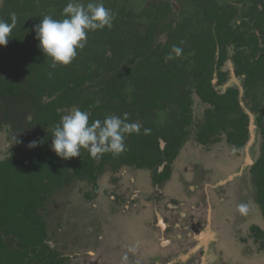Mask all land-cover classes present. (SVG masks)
<instances>
[{
  "label": "trees",
  "instance_id": "obj_1",
  "mask_svg": "<svg viewBox=\"0 0 264 264\" xmlns=\"http://www.w3.org/2000/svg\"><path fill=\"white\" fill-rule=\"evenodd\" d=\"M12 1L10 14L15 13L17 21L7 45L0 46V98L34 103L33 118L37 124L45 125L46 132L39 138L29 139L25 146L16 147L11 156L0 162L1 260L11 258L13 264H25L24 251L32 247L37 264H62V260H58L44 242L46 223L42 213L54 186L60 188L67 183L69 176L73 175L71 172L75 176L89 173L94 182L95 173L106 165H111L114 171L120 167H136L152 170L159 182L165 180L169 166L165 167V175L156 174L157 166L174 161L189 135L192 125L191 94L208 106L202 123L198 125V143L208 145L224 136L237 151L245 146L249 119L240 107L242 99L239 92L229 89L220 93L217 87H221L226 80L221 72L226 60L234 63L237 76H245L244 86L247 89L256 84L263 87L264 50L257 47L255 34L240 32L236 23L234 27L229 26L233 13H221V8L216 5L203 6L201 10L205 16L201 23L206 27L187 33L183 25H175V21L169 19L172 13L169 3L148 5L144 13L147 24L133 61L118 72L117 76H122L121 86L110 88L101 85L96 90L98 92L89 98L91 95L86 92L92 90L88 85L93 83L94 77L61 65L53 67L44 59V53L34 56L24 49L25 37L36 24L35 14L40 18L42 13L43 17L48 14L47 9L54 6L57 9L59 6L58 11H61L62 0H41L48 2L49 7H41L38 13L34 5L37 0H22L23 5L20 0ZM10 14L4 21L11 23ZM255 28L261 35L264 34V23L257 22ZM99 31L104 32L103 29L96 30L90 35L89 32L88 36L98 39ZM164 34L165 42L154 44L156 37ZM176 48L180 49L178 54L174 50ZM258 53L261 54L255 60ZM182 56L186 57L184 62L179 60ZM248 58L253 62H249ZM187 67L191 70L190 74L186 72ZM116 81L111 80L109 84L115 85ZM110 91L118 98L121 97L118 91L132 93L119 98V105H111L110 108L100 102L101 98L104 100L110 96ZM101 92L107 94L102 95ZM130 105L138 107L142 117H148L150 121H132L127 115L128 122L140 124L141 129L126 136L124 152L118 155L105 153L97 159L87 149H81L80 157L63 159L52 151V130L62 117L59 111L77 106L90 112L91 123L110 114L123 118L127 113L125 109ZM166 112H172L175 121L174 127L169 129L159 127L153 119ZM259 124L261 156L251 167V173L256 203L264 219V125ZM34 140L39 142L38 146L29 148V142ZM45 140L50 146L44 143ZM160 140L166 143L164 150L160 149ZM253 230L256 231L255 228Z\"/></svg>",
  "mask_w": 264,
  "mask_h": 264
},
{
  "label": "rangeland",
  "instance_id": "obj_2",
  "mask_svg": "<svg viewBox=\"0 0 264 264\" xmlns=\"http://www.w3.org/2000/svg\"><path fill=\"white\" fill-rule=\"evenodd\" d=\"M212 1L225 11H234L238 19L243 21H247L250 8L264 4V0H103L105 7L114 13L112 26L105 27L104 32L99 31L98 39L88 36L85 47L78 50L76 58L69 66L79 72H86L87 75H95L97 81L93 82V90H97L99 86L116 80L108 77L117 76L118 72L132 63L135 49L143 36V28L147 24L144 13L148 5L169 3L173 8L171 20L175 21V25H183L189 33L192 29L203 30L206 27L201 23L199 14L201 8ZM0 10H3L1 2ZM38 12H41V9H38ZM47 12V15L56 19L63 18L61 11L54 13L52 9H47ZM165 40L166 34L156 37L154 44L163 43ZM27 49L30 54L41 51L35 31L31 35L30 43H27ZM185 58L182 56L179 60L184 62ZM223 70L228 74L219 90L222 93L229 89L239 92L242 99L241 109L249 117L251 133L248 140H252V143L240 151L229 145L224 136L220 137L218 142L208 145L198 143V125L202 123L204 111L208 106L201 103L195 95H191L192 125L176 160L170 166V177L174 173V180L171 181L169 190L180 194V199L184 202L199 204L198 214L212 209L213 221L225 251L241 255L240 246L236 244L235 239L236 236L246 238L250 252L248 257H241V264H264V255L255 253L262 249L264 251V219L256 203V189L251 173V167L261 156L262 137L259 122L264 125V87L257 86L246 94L243 81L231 74L233 68L229 61L225 63ZM186 72L190 74V68L187 67ZM111 104H114L113 100ZM125 110L131 120L150 121V118L142 117L136 106L130 105ZM34 111L35 104L32 102L0 98V162L11 156L16 147L25 146L29 139L44 135L45 130L33 118ZM67 112L68 110L64 111L63 115ZM171 113L166 112L153 119L159 127L169 129L175 125ZM44 143L50 146L46 140ZM8 144H11L9 148ZM160 147H163L161 143ZM177 166L178 170L174 171ZM104 169L105 173L100 174L97 183L107 197L108 194L113 196L116 190L112 188V183L121 181L122 177L111 173V165H106ZM160 169L162 170L161 167ZM142 174L138 177V183L142 188H148L152 173L149 175L147 171ZM95 196L90 183L72 180L64 188L54 189L46 202L42 216L46 223L49 241L47 246L57 254L70 257L62 260V264H95L94 253L91 252L92 256H86L88 249L84 246L87 240L90 244L95 241V237L87 235L90 228L95 227V230H99L97 234H100L99 220L90 221L94 218V212L100 210V207H94L96 202L91 200ZM240 204L248 206L246 214L239 212ZM113 212L114 215L109 216L114 225L125 223L121 213ZM92 223L94 227H90ZM86 236L89 239H86ZM24 254L25 264H37L32 247L26 248ZM0 264L13 263L10 258L0 259Z\"/></svg>",
  "mask_w": 264,
  "mask_h": 264
},
{
  "label": "crops",
  "instance_id": "obj_3",
  "mask_svg": "<svg viewBox=\"0 0 264 264\" xmlns=\"http://www.w3.org/2000/svg\"><path fill=\"white\" fill-rule=\"evenodd\" d=\"M142 172L128 176L135 184L132 190L121 189L125 198L120 204L113 203L112 195L107 193V197L102 191L94 200V207H100L94 218H105L111 225L100 236L107 245L100 254L93 252L95 264H241L242 258L249 256V242L242 236L235 239L241 255L224 250L211 208L198 214L199 204L184 202L180 194L170 192L174 173L160 189L150 179L149 187L142 188L138 183ZM131 195L133 200L129 201ZM161 196L173 201L166 205ZM113 211L121 213L125 223L114 225L109 216ZM255 253L264 255L263 249Z\"/></svg>",
  "mask_w": 264,
  "mask_h": 264
},
{
  "label": "clouds",
  "instance_id": "obj_4",
  "mask_svg": "<svg viewBox=\"0 0 264 264\" xmlns=\"http://www.w3.org/2000/svg\"><path fill=\"white\" fill-rule=\"evenodd\" d=\"M62 17L56 19L52 15H44L40 23L34 26L39 48L52 60L53 67L70 64L78 50L85 47L89 32L112 26L114 13L105 7L103 0H68ZM10 18L11 23L0 20V46L7 45L15 27L16 14L11 13ZM174 50L177 54L180 52L179 48ZM140 129V124L128 122L127 113L123 118L110 114L103 120L97 119L90 123V112L74 106L54 126L51 149L63 159L80 157L81 149H87L97 159L105 153L118 155L126 150V136L138 133ZM38 143L31 141L28 147L35 148ZM238 210L246 214L248 206L240 204Z\"/></svg>",
  "mask_w": 264,
  "mask_h": 264
},
{
  "label": "flooded vegetation",
  "instance_id": "obj_5",
  "mask_svg": "<svg viewBox=\"0 0 264 264\" xmlns=\"http://www.w3.org/2000/svg\"><path fill=\"white\" fill-rule=\"evenodd\" d=\"M0 2L2 3V8H3V10H0V20L2 19V20H4V19H6V18H8V16H9V14H10V12H11V9H12V7H13V1L12 0H0ZM41 2V3H40ZM20 4L21 5H23V1L22 0H20ZM34 5H35V9H36V12L38 13V9H40L41 7H49V5H48V2H43V1H34ZM170 5V4H169ZM213 5H216L215 3H213V1L212 2H209V3H207L206 5H204V6H213ZM66 6V0H62V7L64 8ZM171 6V5H170ZM217 7H219L218 5H216ZM60 7L58 6V9H59ZM171 8H172V6H171ZM220 8V7H219ZM255 8H257V9H255ZM51 9L53 10V12L54 13H57V11H58V9L54 6V7H51ZM60 11V10H59ZM58 11V12H59ZM63 11V9L61 10V12ZM172 13H173V8H172ZM221 13H224V14H226V15H229V14H231V13H233L232 14V16H230V18H229V26H232V27H234L233 26V24L234 23H236L237 24V26L239 27V29H240V32H246L247 34H249V35H253V34H255L257 37H256V39H257V47L259 48V49H263L264 50V34L263 35H261L262 33H260L256 28H255V25H256V23L257 22H259V23H261V24H263L264 23V4L263 3H260V4H257V5H255V6H253L252 8H250V10H249V13L247 14V17H246V20L247 21H243V20H241V19H238V17H237V15H236V13L234 12V11H225V10H223V9H221ZM200 16H201V18H203V16H205V12H202V10H201V12H200V14H199ZM38 15L37 14H35V16L33 17L34 18V21H35V26L36 25H38L39 23H40V19H42L43 17H41L40 15H39V17L40 18H38L37 17ZM170 17H171V15H170ZM169 17V18H170ZM34 33V26L31 28V30L29 31V33L26 35V37H25V46H24V49L26 50V52L28 53V49H27V43H30V40H31V35ZM263 33H264V29H263ZM247 38H249V36H247ZM9 45V44H8ZM251 47L253 48V46L251 45ZM251 47H249L250 48V50H252V48ZM247 52H249V51H247ZM28 54H30V53H28ZM31 54H33L34 56H39V55H42L43 54V52L42 51H37V52H35V53H31ZM249 54V53H248ZM261 53H258L257 54V56L255 57V60H257L258 59V57H259V55H260ZM248 57H249V55H247ZM43 57H44V59L46 60V61H48L51 65H52V60L49 58V57H46L44 54H43ZM227 61H229L231 64H232V68H233V70H232V72H231V74L233 75V77L234 78H238V79H240V80H242L243 81V86H244V80H245V76H237L235 73H234V63L231 61V60H226L225 62H224V65H225V63L227 62ZM248 61L249 62H253L252 61V59L251 58H248ZM2 62V60L0 59V63ZM224 65L222 66V70H221V72L222 73H224L225 74V76L227 77V72L226 71H224L223 70V67H224ZM48 66H49V64H48ZM66 67V69H70V70H73V71H77V72H79L78 70H74V69H71L70 68V66H69V64L68 65H66L65 66ZM81 72V71H80ZM92 77H94V80L95 81H97L96 79V77H95V75L94 76H92ZM225 77V78H226ZM108 78H110V79H116L117 81V85L115 86V85H110L109 83L108 84H105L104 85V87H110V88H116V87H118V86H121V83H122V76H115V75H113V76H110V77H108ZM94 82V81H93ZM94 83H90L88 86H89V88H91L92 90H88L86 93L87 94H90L91 96L89 97V98H92V96L93 95H95L98 91H96V90H93V88H94V85H93ZM103 86V85H102ZM223 86V85H222ZM257 86H261V84L260 85H255L254 87H252V88H249V89H247L245 86H244V91L246 92V94H248L251 90H253V89H256V87ZM264 87V86H263ZM217 89L219 90L220 89V87H217ZM220 91V90H219ZM132 92H129V91H123V92H121V91H118V94L121 96V97H123L124 95H130ZM220 93H222V92H220ZM100 94H102V95H105V94H107V92H101ZM108 94L110 95V96H106V98L103 100L102 98H101V101L100 102H103V104L104 103H106L105 105H107L108 107H110L111 108V102H112V100L114 101V104H113V106H118L119 105V103H120V99L119 98H121V97H116L115 95H116V93H114L113 91L111 92H108ZM192 95V94H191ZM117 99H116V98ZM239 98H240V95H239ZM10 100L12 101V98H10ZM103 100V101H102ZM118 101V103L116 104L115 103V101ZM240 100H241V98H240ZM97 102V101H96ZM75 107H77V106H75ZM240 107L242 108V101H241V103H240ZM71 109V108H70ZM70 109H65V110H61V111H59V113L61 114V116H63V113H64V111H66V110H70ZM242 111H243V109H242ZM246 114V113H245ZM247 115V114H246ZM248 119H249V117H248ZM94 121V120H93ZM132 121H137V120H132ZM44 130H45V132H46V129H45V125L44 124H39ZM251 129H250V126H248V136H250V133H251V131H250ZM44 132V133H45ZM262 137V136H261ZM249 138V137H248ZM160 142H163L165 145L163 146V147H160V149L161 150H164L165 149V146H166V143L163 141V140H160L159 141V144H160ZM251 143H252V140L250 141V139L248 140L247 139V142H246V144H245V147H247V146H250L251 145ZM183 146V145H182ZM262 146V145H261ZM182 148V147H181ZM180 148V149H181ZM178 156V155H177ZM72 158H74V159H76L77 157H72ZM71 158V159H72ZM177 158V157H176ZM176 158H175V160H176ZM70 159V158H69ZM174 160V161H175ZM84 161V157L82 158V162ZM174 161H172L171 163H168V162H164L163 164H161L160 166H157L158 167V172H156V174L157 175H165V167L168 165L169 166V172H168V174H166L165 176H166V179L165 180H162V181H158L157 180V177L155 176V173L152 171V170H148V169H138V168H136V167H120L119 169H121V170H119V169H117V170H113L112 169V171H111V173L112 174H114V175H119L120 177H122V179H121V181H114L113 183H112V188L114 189V190H116L115 192H114V194H113V198L111 199L112 201H113V203H115V204H120L123 200H124V198H125V195H121L120 194V192H121V189H123V188H125L127 191H128V189L129 190H132V186L135 184V181H132L131 180V178H129L128 176L132 173V172H139V171H143V172H147L148 171V174L150 175L151 173V175H150V180H151V183H152V185L154 186V187H157V188H160L161 189V187L163 188L165 185L164 184H167V182H169L170 181V166L173 164V162ZM160 167L162 168V170L160 169ZM112 168V167H111ZM124 168H126V169H128V170H123ZM129 168L131 169L132 168V170H129ZM105 170V169H104ZM103 169L102 170H100V171H98V172H96L95 173V176H96V179H95V181L93 182L92 181V179H91V177H90V174L89 173H86V172H83V173H81L80 174V176H75V174L73 173V172H71L73 175L72 176H69V181L67 182V183H65L64 185H62V187H60V188H64L65 186H67V185H69L70 184V182L72 181V180H77V181H80V182H87V183H90L92 186H93V188H94V192L96 193V196L94 197V199L92 198L91 200L92 201H94L99 195H100V192L102 191V189L100 188L99 189V183H97V181L99 180V176H100V174L101 173H105V171H104ZM119 177V178H120ZM126 177H128L129 179H128V181H127V184H126V182H125V178ZM122 183V184H121ZM164 185V186H163ZM57 185L56 186H54V189H60ZM99 190V191H98ZM103 193V192H102ZM86 195V194H85ZM95 195V194H94ZM161 198H162V201H164L163 203L164 204H166V203H170L171 201H173L172 199H167V198H165L164 196H161ZM90 200V201H91ZM130 200H133V196L131 195V196H129V201ZM167 205V204H166ZM95 220H99V222H100V225L101 226H99L100 227V234H97L98 232L97 231H99V230H95V227H94V224L92 223V224H90V227H94V228H90L88 231H87V235L88 236H92V237H95V241H94V243H89L88 242V240L87 241H85L84 242V246H87V249H88V251L85 253V255L86 256H92L91 255V252L93 253V252H95V253H98V254H100L101 253V250H102V247L103 246H106L107 245V243L105 242V240L102 242V240L103 239H100L101 237L100 236H103V233L104 232H106L108 229H109V226H111L110 225V223H109V221L108 220H106L105 218H101V219H99V218H91V220L90 221H92V222H94ZM96 227H98V226H96ZM94 233H95V235H94ZM108 233V232H107ZM106 235V234H105ZM88 236H86V239H89V237ZM45 244L46 245H48V243H49V241H48V235H47V230H46V237H45ZM53 251V254H55L56 256H57V258H58V260H67V259H70V257H68V256H64V255H61V254H57V252L56 251H54V250H52Z\"/></svg>",
  "mask_w": 264,
  "mask_h": 264
},
{
  "label": "water",
  "instance_id": "obj_6",
  "mask_svg": "<svg viewBox=\"0 0 264 264\" xmlns=\"http://www.w3.org/2000/svg\"><path fill=\"white\" fill-rule=\"evenodd\" d=\"M162 144V146H164V143L163 142H160Z\"/></svg>",
  "mask_w": 264,
  "mask_h": 264
}]
</instances>
